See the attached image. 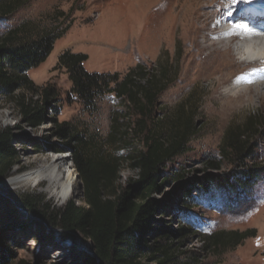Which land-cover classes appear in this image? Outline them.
Masks as SVG:
<instances>
[{
    "label": "rangeland",
    "instance_id": "1",
    "mask_svg": "<svg viewBox=\"0 0 264 264\" xmlns=\"http://www.w3.org/2000/svg\"><path fill=\"white\" fill-rule=\"evenodd\" d=\"M138 1L25 0L13 13L0 16V35L11 27L25 23L28 29H32L30 33L34 37L54 23L64 26L69 22L68 30L55 40L51 53L38 66L29 69L27 75L38 87H53L58 94L52 102L57 106V112L49 116L55 117L58 123L69 122L84 138L91 139L96 148L119 157L120 169L116 184L120 193L137 176L130 157L142 148V144L130 134L115 143L107 140L113 124L124 131L136 116L114 93L97 97L93 106L86 108L72 92L66 70L57 66L58 56L66 50L84 53L87 60L83 67L87 71L118 73L119 77L137 64L149 71L168 67V83L157 99L155 115L165 119L179 104L186 103L194 113L196 125V132L188 142L189 150L167 164L169 170L166 171L172 173L183 170L185 176L179 182L169 180L155 194L159 199H169L172 214L166 217L171 221L162 222L163 225L187 227L192 232L184 239L175 237L177 261H190L191 264H264V93L259 95L257 91H247L245 94H236L235 91H223L226 85L214 91L218 75L208 74L212 63L204 61L202 57L207 52L204 50L207 39L204 36L210 33L208 27L215 23L218 15L241 4L263 9L264 0H216L213 3L204 0L203 3L208 4L205 8L208 14L216 13L215 20L213 18L206 26L194 28L187 33L179 27L174 29L171 26V29L168 25L170 22H167V28L165 18L168 21L169 15L164 16L160 23L162 26L156 32L149 30L146 33L140 27L142 10ZM60 13L65 16H59ZM234 49L232 45L228 54L222 52V60L239 62L244 59L236 55ZM234 80V77L230 79L231 82ZM32 97L36 98V95ZM249 116L257 119V133L251 142L250 157L244 166H240L238 162L233 163L222 156L220 145L226 131L230 127L243 125ZM18 125L20 115L14 100L0 96V131ZM52 128V121L47 120L37 128L23 126L15 129L13 144L18 149L20 162L13 173L51 165L53 159L60 155H65L66 161L59 165V172L69 166L74 168L70 150L55 152L54 147L61 140L52 134ZM208 159L218 161L219 167L206 170L204 163ZM246 168H255L257 173L249 187H239L235 192L216 188L207 195L195 194L187 205L180 200V186L191 177L202 176L207 171L228 174ZM0 193L15 211V217L21 221L16 227L11 226L9 215L0 205V238L15 240V243H8L12 263L24 259L30 264H43L69 259L70 255L77 252L92 254L88 242L81 236H76L74 240L63 239L59 233L46 227L43 231L41 227L44 221L40 214L63 208L70 200L81 204L79 178L68 194L46 180L16 188L4 187L0 183ZM171 193L174 197L170 196ZM24 196L41 201L37 215L20 207L19 199ZM231 230L254 232L235 247L207 245L209 235Z\"/></svg>",
    "mask_w": 264,
    "mask_h": 264
},
{
    "label": "trees",
    "instance_id": "2",
    "mask_svg": "<svg viewBox=\"0 0 264 264\" xmlns=\"http://www.w3.org/2000/svg\"><path fill=\"white\" fill-rule=\"evenodd\" d=\"M24 2L0 0V16L13 13ZM59 16L64 17L65 14L60 13ZM69 26V22L64 26L54 23L32 37V29L21 23L0 35V96L14 100L20 115V125L0 131V182L8 179L20 162L18 149L13 144L15 129L23 126L37 128L50 120L53 123L52 134L61 140L54 147L55 152L70 150L71 161L81 183V204L70 200L63 208L40 214L44 221L41 227L43 231L48 228L59 233L63 239L74 240L81 236L88 242L92 254L77 252L69 259L43 264H191L190 261H177L174 239H184L192 232L187 227L163 225L162 222L171 221L166 217L172 214L169 199H159L155 194L169 180L179 182L185 176L183 170L172 173L166 170L169 162L189 150V139L196 132L193 111L186 103H181L165 119L155 115L157 99L168 83L170 71L166 66L149 71L137 64L119 77L118 73L87 71L83 67L87 60L84 53L66 50L58 56L57 66L66 70L72 92L86 108H91L97 97L114 93L136 116L124 131L113 124L107 140L115 143L130 134L142 144V148L130 157L137 176L120 193L116 184L119 157L96 148L91 139L84 138L69 122L58 123L55 117L49 116L57 112V106L52 102L58 94L53 87H38L27 75L29 69L47 58L55 40ZM34 95L36 98L32 97ZM256 133L255 116H249L243 125L230 127L220 145L222 156L244 166L251 155V142ZM204 164L206 170L219 167V162L211 159ZM256 176L255 168L228 174L207 171L202 176L187 179L180 186V200L187 205L195 194L207 195L216 188L235 192L239 187H249ZM173 195L170 194L171 197ZM18 203L32 215L38 214L37 208L41 205V201L29 196L22 197ZM0 205L9 215L11 226L16 227L21 221L15 217V211L1 193ZM252 232L220 231L209 235L206 242L213 247H235ZM9 242L15 243V240L0 238V264L12 263ZM12 264L30 262L20 259Z\"/></svg>",
    "mask_w": 264,
    "mask_h": 264
},
{
    "label": "bare ground",
    "instance_id": "3",
    "mask_svg": "<svg viewBox=\"0 0 264 264\" xmlns=\"http://www.w3.org/2000/svg\"><path fill=\"white\" fill-rule=\"evenodd\" d=\"M203 1L139 0L138 2L141 4L139 7L142 10L140 27L146 33L149 30L156 32L159 26H162L160 23L165 15H169L168 21V18H165L166 26L167 22H170L171 25L168 24L170 28L171 26L174 29L179 27L186 33L194 28L204 27L213 18L215 20L216 13L208 14L205 10L208 4H204ZM215 1L210 0L209 2ZM246 5H234L218 15L215 23L208 27L210 33L204 36L207 38L204 45V50L207 52L202 57L204 61L207 60L208 63H212V69L208 74L218 75L214 91H217V87L226 85L223 91H235L236 94H245L247 91H257L259 95L264 93V8L258 9L256 6ZM232 45L235 46V54L244 59L239 62L222 60L221 53L228 54ZM233 77L235 80L231 82L230 79ZM64 161H66L65 155H60L53 159L51 165L22 173L15 172L6 181H3L2 186L16 188L28 183L46 180L55 188L68 194L72 192L75 186L77 174L72 166L59 172L58 167Z\"/></svg>",
    "mask_w": 264,
    "mask_h": 264
},
{
    "label": "water",
    "instance_id": "4",
    "mask_svg": "<svg viewBox=\"0 0 264 264\" xmlns=\"http://www.w3.org/2000/svg\"><path fill=\"white\" fill-rule=\"evenodd\" d=\"M77 178H79V175H78V173H77ZM0 183H3V181H1Z\"/></svg>",
    "mask_w": 264,
    "mask_h": 264
}]
</instances>
